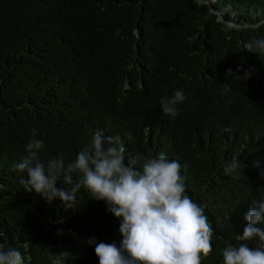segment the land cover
Returning <instances> with one entry per match:
<instances>
[{"label":"trees","instance_id":"obj_1","mask_svg":"<svg viewBox=\"0 0 264 264\" xmlns=\"http://www.w3.org/2000/svg\"><path fill=\"white\" fill-rule=\"evenodd\" d=\"M261 35L264 0H0V239L25 264H98L90 238L119 244L103 201L81 189L70 207L48 203L14 168L33 129L39 159L66 162L102 131L126 163L180 160L212 229L200 264H222L264 200V56L244 48ZM176 89L170 117L159 99Z\"/></svg>","mask_w":264,"mask_h":264},{"label":"clouds","instance_id":"obj_2","mask_svg":"<svg viewBox=\"0 0 264 264\" xmlns=\"http://www.w3.org/2000/svg\"><path fill=\"white\" fill-rule=\"evenodd\" d=\"M244 48L264 56V35L249 39ZM250 75L246 71L242 77ZM185 99L183 90L176 89L171 96L160 97V108L175 117L177 105ZM42 147L33 129L25 146L27 155L14 165L24 174L20 182L25 190L48 203L59 200L70 207L77 192L84 189L92 199L103 201L119 221V244L97 242L95 237L88 241L95 246L98 264H200L201 256L212 251L206 205L186 193L179 159L160 153L141 158L138 166L126 163L123 145L102 131L95 132L90 144L70 162L62 157L41 161ZM253 166L259 170L258 161ZM223 167L226 174H234L240 160L233 156ZM252 205L244 214L242 232L235 237L240 243L222 250V264H264V200ZM248 242L255 246L249 247ZM0 264H25V257L0 239Z\"/></svg>","mask_w":264,"mask_h":264}]
</instances>
